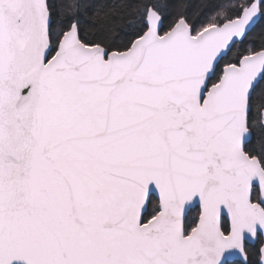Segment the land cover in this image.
<instances>
[{
  "label": "snow or ice",
  "instance_id": "obj_1",
  "mask_svg": "<svg viewBox=\"0 0 264 264\" xmlns=\"http://www.w3.org/2000/svg\"><path fill=\"white\" fill-rule=\"evenodd\" d=\"M0 264H264V0H0Z\"/></svg>",
  "mask_w": 264,
  "mask_h": 264
}]
</instances>
